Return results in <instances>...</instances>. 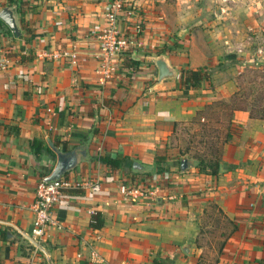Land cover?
Listing matches in <instances>:
<instances>
[{
	"label": "crops",
	"instance_id": "0c3cea01",
	"mask_svg": "<svg viewBox=\"0 0 264 264\" xmlns=\"http://www.w3.org/2000/svg\"><path fill=\"white\" fill-rule=\"evenodd\" d=\"M111 1L0 0L15 7L21 33L0 20V264H264V121L233 113L238 135L221 159L233 169L214 179L196 167L181 173L187 155L168 153L178 123L233 93L217 56L236 55L264 17L251 0H129L141 29L120 24L133 47L102 85L95 38ZM161 54L178 74L206 67L210 79L197 90L181 88L179 75L158 85ZM33 140L61 150L87 142L90 154L65 176L89 186L63 195L38 246L28 239L32 205L56 156L36 157ZM164 151L169 170L158 174ZM101 156L121 161L111 168ZM134 188L150 193L127 201ZM209 229L219 231L214 243L202 239Z\"/></svg>",
	"mask_w": 264,
	"mask_h": 264
},
{
	"label": "rangeland",
	"instance_id": "374dc122",
	"mask_svg": "<svg viewBox=\"0 0 264 264\" xmlns=\"http://www.w3.org/2000/svg\"><path fill=\"white\" fill-rule=\"evenodd\" d=\"M251 1L252 4H250L252 6L254 5V12L258 14V16L260 12V14H262L261 16L264 17V0ZM245 5L246 9L252 11L251 7L248 8L246 3ZM241 24H244L245 28L250 26V24L246 22ZM230 27L231 26L229 25L228 29H230ZM242 36L243 38L241 37L240 41V51H238L236 55H227V52L223 53L222 51V55L217 56V58L221 57L222 62L216 67L218 68L222 66L225 69V72L219 78V81L223 83L233 82L235 85L233 93L225 99L212 102L211 104L213 105L210 110H204V107L201 111L196 113V116L193 117L192 120L182 121L177 124L175 131H173L169 140L173 152L171 153L168 151V153L171 154L170 157L180 158L181 155L185 154L197 164L198 159L201 156L202 158H211L212 152L215 153V150L217 151V149H220L221 153L218 155H215V153L213 156H221L222 159L223 148L225 145L232 144L235 141V137L232 135L231 140H229L228 143L224 142L225 134L228 131L227 125L229 124L231 112V110L227 109L225 104L230 102L232 94L238 92V96H240L251 86L255 91L250 93L248 102L253 103L252 101L255 100V97L258 99L263 96L264 98V95L261 94L263 93L262 89L264 88V29L263 31L258 29L254 31L253 29H250ZM174 39H177L176 36ZM221 41L225 42V40L217 39V42ZM209 66L211 67V70L217 69L216 67L212 68V65ZM209 72L211 75V71ZM221 102H224L225 104H221ZM259 103H261V101ZM262 106H264V104H262ZM249 107L254 108L255 110L257 108L254 106ZM246 113L248 114V112ZM259 113H261V111H259ZM222 171H224V168L221 166L220 172ZM209 230L211 231H207V235L206 232H202V235L203 233L206 235L205 237H202V239L208 241L211 240V242L214 243V239L219 237V231H214L212 229ZM208 254H211L210 256H207L210 259V262L213 261L215 258L214 253L210 250Z\"/></svg>",
	"mask_w": 264,
	"mask_h": 264
},
{
	"label": "built area",
	"instance_id": "2783aa9c",
	"mask_svg": "<svg viewBox=\"0 0 264 264\" xmlns=\"http://www.w3.org/2000/svg\"><path fill=\"white\" fill-rule=\"evenodd\" d=\"M129 0H112L105 13V25L96 36L98 48L95 58L99 62L100 83L106 84L112 80L121 69V60L127 56L133 47L130 37L121 29L120 24L135 21L137 30L141 29L142 22L136 18L135 10L128 4ZM0 65L4 67L7 60ZM85 182L77 179L63 177L58 181L46 183L39 181L36 186L35 200L32 205L34 219L32 223L31 236L28 238L33 245L38 246L45 235L47 228L52 222V213L59 204L63 195L80 191L88 187ZM150 192L145 188L130 189L125 193V199L135 202L145 197Z\"/></svg>",
	"mask_w": 264,
	"mask_h": 264
},
{
	"label": "trees",
	"instance_id": "16d2710c",
	"mask_svg": "<svg viewBox=\"0 0 264 264\" xmlns=\"http://www.w3.org/2000/svg\"><path fill=\"white\" fill-rule=\"evenodd\" d=\"M210 79V72L209 70L205 68H200L196 70H180L179 73V83L181 88H189L191 90H197L201 87V83L204 81H208ZM250 82V81H249ZM264 95V88L262 89ZM255 89L251 86L248 87L247 90L243 92L240 96H238V92H235L232 94L230 99V104H225L224 102H221V104H225L227 106L228 110H231L230 117H229V124L227 125V132L225 134V143H228L229 140H231L232 135H238V132L234 130L232 127V117L233 113L236 111H242V112H248V115L252 119H259L264 120V98L259 97L258 99L255 97V100H253V103L248 102V97L250 93L254 92ZM243 96V97H242ZM240 97V98H239ZM261 101V103H259ZM213 104L205 106L204 110H210ZM215 105V104H214ZM249 106L257 107L256 110L254 108H251ZM258 111V112H257ZM261 111V113H259ZM31 151L36 157H40L43 153V151H48L53 156L54 153L48 148L43 147V143L38 140H33L30 143ZM64 149L68 150V147L66 144H64ZM216 153V154H215ZM215 153L212 152V159L211 158H202V156L198 159V163L196 164V168L199 170L200 173H203L205 175H208L211 178L218 177V174L221 169V156L215 157L213 154L218 155L221 153L220 149L215 150ZM185 155V154H184ZM196 158V157H195ZM166 159H167V152H157L155 157V166H156V172L158 174L167 172L169 168H166ZM197 159V158H196ZM99 160L105 164L106 166H109L111 168H116L119 166L120 159H112L109 157L101 156ZM224 170H230L233 169L232 166L226 167V165L222 166ZM102 226V219L99 216V214H95L92 216V223L91 227L93 229H99Z\"/></svg>",
	"mask_w": 264,
	"mask_h": 264
},
{
	"label": "water",
	"instance_id": "95a60500",
	"mask_svg": "<svg viewBox=\"0 0 264 264\" xmlns=\"http://www.w3.org/2000/svg\"><path fill=\"white\" fill-rule=\"evenodd\" d=\"M0 20L3 21L12 34L19 38L21 36L18 26V15L14 6H6L0 9ZM154 64L158 70L157 84H162L165 80H172L178 78V72L174 70L168 63L165 55L161 54L154 59ZM47 144L56 156V163L52 171L43 180L46 183L58 181L67 174L73 172L80 163L90 159L89 144L83 143L68 151L61 150L55 146L50 140ZM196 167V162L187 156L180 158L179 168L181 173L186 172ZM133 171H142V167L137 162L133 163ZM185 252L187 250L183 249Z\"/></svg>",
	"mask_w": 264,
	"mask_h": 264
}]
</instances>
